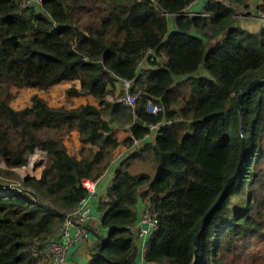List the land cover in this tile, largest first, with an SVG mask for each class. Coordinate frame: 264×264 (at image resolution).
<instances>
[{
	"label": "trees",
	"instance_id": "1",
	"mask_svg": "<svg viewBox=\"0 0 264 264\" xmlns=\"http://www.w3.org/2000/svg\"><path fill=\"white\" fill-rule=\"evenodd\" d=\"M195 1L0 0V162L8 169L0 178L19 179L12 169L45 154L40 179L22 180L34 195L0 189V264H48L44 244L86 198L82 182L97 184L121 160L116 151L135 141L145 145L123 157L95 202L108 234L95 235L88 264H139L127 228L141 207L158 222L146 264H192L194 249L196 264H264L263 254L246 259L255 244L264 248V82L243 97L240 114L236 107L239 93L264 81V23L257 32L237 25L246 0H208L201 14L187 15ZM141 64L149 68L138 73ZM118 78L139 93L134 109L107 101ZM68 82L78 83L69 98L91 102L52 107L34 94L29 106H11L13 89ZM146 99L163 114H147ZM160 122L171 124L144 140ZM73 133L80 146L70 153ZM133 160L151 171L133 173Z\"/></svg>",
	"mask_w": 264,
	"mask_h": 264
},
{
	"label": "built area",
	"instance_id": "2",
	"mask_svg": "<svg viewBox=\"0 0 264 264\" xmlns=\"http://www.w3.org/2000/svg\"><path fill=\"white\" fill-rule=\"evenodd\" d=\"M42 0H24V6H28L32 3L39 5ZM228 5L227 3H225ZM261 15V14H260ZM264 19V15H261ZM152 50L146 51V58L153 55ZM132 82L127 79H117V94L115 96H107V101L114 103L119 106L129 107L134 109L139 93L131 92ZM146 113L152 117H157L160 114H163V108L154 102L151 99H146ZM170 122L166 123H157L153 125H148V135L144 140L150 139L152 135L157 132L159 127H164L165 125H170ZM138 141H135L133 146L136 145ZM33 159V162L30 164V160ZM40 158L39 161H36L35 158ZM123 154L118 153L117 159H122ZM28 165L30 168L35 171H39L38 174L30 175L29 178L34 180L40 179L41 171L44 168L45 163V154L39 151H35L34 155L30 158ZM1 163V162H0ZM1 165L8 170L2 163ZM27 165V166H28ZM25 166V167H27ZM18 168L12 169L15 171ZM26 179L25 177H23ZM3 180L0 184V189L6 193H18L20 195H34L31 187H26L22 184L23 179L11 182L12 180ZM83 188L87 191L86 198L82 199L76 209L68 214L64 219L63 225L59 233L52 239H48L45 242V250L49 257L48 264H76V262L68 260V254L71 248L80 243L88 241L89 234V225H93L98 221V218L92 214V208H95V202L97 200L95 196L96 183L91 182L90 180H84L82 182ZM93 203L91 204V201ZM141 207V206H140ZM99 216V215H98ZM99 222V221H98ZM158 228V222L154 216L151 215L150 211L146 207H141L139 212L138 220L128 226V233L135 239L138 251H139V264H144L143 254L146 250L147 243L151 236Z\"/></svg>",
	"mask_w": 264,
	"mask_h": 264
},
{
	"label": "rangeland",
	"instance_id": "3",
	"mask_svg": "<svg viewBox=\"0 0 264 264\" xmlns=\"http://www.w3.org/2000/svg\"><path fill=\"white\" fill-rule=\"evenodd\" d=\"M251 5H253V4L251 3ZM169 23H171V26H173L172 18H169ZM236 23L240 27L242 25L243 28L242 27L241 28L246 30V31L257 32L263 26L264 19L257 12L250 11L249 13H246L245 11H240L238 14V18L236 20ZM143 65L147 66L145 64H143ZM73 85H75L78 88L77 82H74V83L68 82V83H62V85H60V86H56L54 88H51L49 91L39 92V91H35L33 89H20V90L19 89H13L12 93L15 95V99H14L13 103L11 104V106L14 109H23V108L29 106L30 97L34 94H37L39 97L43 98L47 102V104L49 106H52V107H60L63 105L67 106V107H71V106L77 107L80 104L90 103L91 101H89V99L69 98L67 96L66 92L70 88H72ZM115 87H116L115 88V95H116L117 94V86H115ZM115 95H110V96H115ZM72 135H71L70 140H68L65 143L67 148L69 149L70 153L79 149V148H77L75 150H72L71 147H68L69 144L71 143L70 141L72 139ZM123 137H124V135L121 136V138H123ZM138 143H140V142H137L136 145H138ZM119 152L123 153L122 149H119L116 151L117 154ZM117 154H116V156H117ZM123 157H124V153H123ZM33 159H34V157L30 160V164H31V162H33ZM39 159H40L39 157L35 158L36 161H39ZM30 164L27 167H21V168H18L14 171V173L17 175V177H19V179L20 178L24 179L23 177L29 178L30 175L39 173V171H35L34 169H31ZM132 168L136 173H139V172L149 173L151 171V163H149L147 161L135 160L132 162ZM0 170H5V168L1 165V163H0ZM42 171H41V173H42ZM130 171H131V169H130ZM152 174H153V172H151V176H154ZM40 176H41V174H40ZM19 179H17V180H19ZM11 182H19V181L12 180ZM96 188H97V184H96ZM96 188H95V191H96ZM107 234H108V231H107ZM260 254L264 255V248L262 247V245L257 243L249 250V254H248L246 259L249 261L255 262L256 259L260 256Z\"/></svg>",
	"mask_w": 264,
	"mask_h": 264
},
{
	"label": "crops",
	"instance_id": "4",
	"mask_svg": "<svg viewBox=\"0 0 264 264\" xmlns=\"http://www.w3.org/2000/svg\"><path fill=\"white\" fill-rule=\"evenodd\" d=\"M208 0H196L195 2H193L192 4H190V6L187 8L186 14L187 15H196V14H201L202 13V9L204 4L207 2ZM251 3L253 5H251ZM261 4L260 0H246V4L243 6H239L237 7V12L239 14L240 11H245L246 13H249L250 11H254L256 12V8ZM249 10V11H248ZM172 18L171 16L168 17ZM170 27L171 23H170ZM242 27V25H241ZM243 28V27H242ZM144 69H148V66H144L143 64H141V66L138 69V73L141 72L140 69L143 70ZM62 85V84H60ZM57 85V86H60ZM56 87V86H55ZM54 88V87H53ZM124 138V137H123ZM151 141L154 140V137L151 139ZM71 143L69 144L68 147H71L72 150H75L77 148H79V143L77 141V134L74 133L72 135V139L70 141ZM145 145L144 142H140L138 143V145H134L132 146V150L131 149H124L121 148L123 153H124V158H126L128 155L135 153L137 151H139L140 149H142V147ZM138 146V147H137ZM122 153V152H119ZM122 153V154H123ZM123 160L120 161H114L111 166L108 168V170L104 173V175H102L100 177V179L97 181V188H96V192H95V196L97 199L102 198L106 192V189L111 185L114 173L116 168L119 166V164L122 162ZM135 161V160H133ZM132 161V162H133ZM140 161V160H138ZM132 162L130 165V169L133 173H136L133 168H132ZM144 189V188H143ZM94 200L91 201V204L93 203ZM92 214L95 215L98 218V211L97 208L95 207L94 209L92 208ZM95 229V232L90 234V237L88 239V241L84 242V243H80V244H76L74 245L69 254H68V260L74 261L76 262V264H88V262L91 259V251L93 250V246H95V244L98 242L99 238L97 236H101V237H105L107 234V231L102 229L99 226V222H95L92 225ZM97 235V236H95Z\"/></svg>",
	"mask_w": 264,
	"mask_h": 264
},
{
	"label": "water",
	"instance_id": "5",
	"mask_svg": "<svg viewBox=\"0 0 264 264\" xmlns=\"http://www.w3.org/2000/svg\"><path fill=\"white\" fill-rule=\"evenodd\" d=\"M264 81L262 80H255V81H252L244 91H242L241 93H239L237 95V98H236V107L238 108L239 110V114L241 113L240 111V103H241V100L243 99V97L245 95H247L252 89H254L256 86H259L260 84H262ZM244 143V138H242V144ZM242 154H243V148L240 152V155H239V161L241 160V157H242ZM232 182V177L228 180L227 184L225 185L224 187V191L223 193L229 188L230 184ZM221 198L218 199V201L216 202V204L212 207V209L210 211H208V213L204 216L203 218V221H202V228L204 227L205 223H206V220L207 218L210 216V214L214 211V209L216 208L217 204H219ZM201 228V229H202ZM198 238V235L195 237V240H194V245L196 244V239ZM196 261H197V255H196V249H194V259H193V263L192 264H196Z\"/></svg>",
	"mask_w": 264,
	"mask_h": 264
},
{
	"label": "clouds",
	"instance_id": "6",
	"mask_svg": "<svg viewBox=\"0 0 264 264\" xmlns=\"http://www.w3.org/2000/svg\"><path fill=\"white\" fill-rule=\"evenodd\" d=\"M144 264H146V263H144Z\"/></svg>",
	"mask_w": 264,
	"mask_h": 264
}]
</instances>
